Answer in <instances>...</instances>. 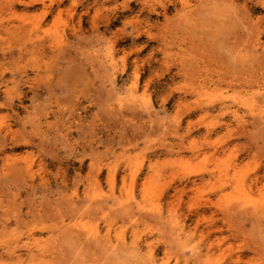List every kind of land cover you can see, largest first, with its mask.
Segmentation results:
<instances>
[{
	"label": "rangeland",
	"instance_id": "rangeland-1",
	"mask_svg": "<svg viewBox=\"0 0 264 264\" xmlns=\"http://www.w3.org/2000/svg\"><path fill=\"white\" fill-rule=\"evenodd\" d=\"M0 264H264V0H0Z\"/></svg>",
	"mask_w": 264,
	"mask_h": 264
}]
</instances>
